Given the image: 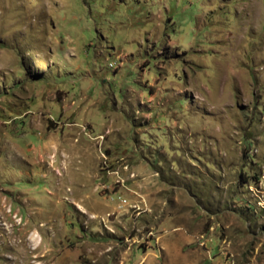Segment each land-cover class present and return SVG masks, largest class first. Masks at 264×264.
<instances>
[{"label":"rangeland","instance_id":"rangeland-1","mask_svg":"<svg viewBox=\"0 0 264 264\" xmlns=\"http://www.w3.org/2000/svg\"><path fill=\"white\" fill-rule=\"evenodd\" d=\"M0 264H264V0H0Z\"/></svg>","mask_w":264,"mask_h":264}]
</instances>
